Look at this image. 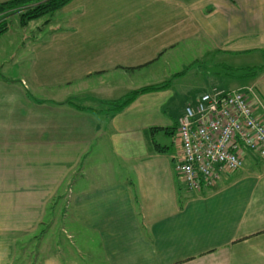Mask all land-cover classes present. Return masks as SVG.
Instances as JSON below:
<instances>
[{
  "label": "crops",
  "instance_id": "crops-1",
  "mask_svg": "<svg viewBox=\"0 0 264 264\" xmlns=\"http://www.w3.org/2000/svg\"><path fill=\"white\" fill-rule=\"evenodd\" d=\"M55 15L21 78L0 76V264H26L29 237V264H264V156L248 150L241 169L189 190L174 84L114 116L106 105L166 81L151 78L178 49L215 66L246 53L263 67L246 85L202 79L195 99L251 87L264 120V0H72ZM193 63L174 78L181 96Z\"/></svg>",
  "mask_w": 264,
  "mask_h": 264
},
{
  "label": "built area",
  "instance_id": "built-area-1",
  "mask_svg": "<svg viewBox=\"0 0 264 264\" xmlns=\"http://www.w3.org/2000/svg\"><path fill=\"white\" fill-rule=\"evenodd\" d=\"M251 87H211L189 103L177 128L175 169L189 190L214 187L243 167L246 151L264 156V120L250 102Z\"/></svg>",
  "mask_w": 264,
  "mask_h": 264
},
{
  "label": "rangeland",
  "instance_id": "rangeland-1",
  "mask_svg": "<svg viewBox=\"0 0 264 264\" xmlns=\"http://www.w3.org/2000/svg\"><path fill=\"white\" fill-rule=\"evenodd\" d=\"M48 16H45L41 19L34 20L30 22V24L24 28L19 25V18L16 13L10 14V19L12 22L11 29L7 31L2 37H0V76H5L10 80L19 79L24 71L29 67V63L32 59L31 53L28 50L29 45L33 39L38 36L46 37L50 34V29L57 22L64 23V18H59L57 21L56 15H53L52 22L47 24L46 26H42L43 21H45ZM42 28V29H39ZM44 29V30H43ZM43 30V31H42ZM174 55L169 59L168 65L163 68L162 74H157L154 76V80H173L172 83L175 86L177 91V96L174 100L175 105L181 103L185 107L192 103L195 98L198 96L199 89L193 88L195 85H200L202 79H207V83H226V85L233 86V84L238 85H246V68L252 65L253 57L247 56L246 53L238 55V56H220V63L226 64L229 66H219L209 65L215 63V61H211L210 59L204 58L203 61L197 60V54L194 50L184 48L182 50H176L170 52L168 56ZM168 61V60H167ZM198 61V62H197ZM193 63L192 65V73L190 78L193 80L190 81L192 87L189 88L190 93L185 96H181V91H179V87L181 84L175 82V79H172V74L175 72H179L188 67V64ZM202 69V71H201ZM201 72V73H199ZM165 73V74H164ZM209 73L214 76L213 80L210 79ZM203 74V75H202ZM208 74V75H206ZM165 75V76H164ZM136 85H144L143 77L139 78L136 81ZM128 84H122V92H125L128 89ZM134 87V86H133ZM181 90V89H180ZM121 92V93H122ZM39 96L44 94H38ZM190 96H193L190 98ZM77 101L82 102L80 98H75ZM184 103V104H183ZM161 143L165 144L161 139L159 140ZM49 219V216H48ZM43 228V226H42ZM34 239L33 237L27 238L24 240L22 245L25 246V250L22 251L19 256L25 257L26 264H29L30 261L34 260L35 248H34Z\"/></svg>",
  "mask_w": 264,
  "mask_h": 264
},
{
  "label": "trees",
  "instance_id": "trees-1",
  "mask_svg": "<svg viewBox=\"0 0 264 264\" xmlns=\"http://www.w3.org/2000/svg\"><path fill=\"white\" fill-rule=\"evenodd\" d=\"M72 0H5L0 2V37H2L7 31L11 29L10 14L16 13L19 18V25L24 28L34 20L41 19L45 16L48 18L43 21L42 26H46L52 22V17L56 12L61 10L65 5L70 3ZM263 69L260 67L246 68V76H255L259 70ZM186 70L176 73L172 79L183 75ZM173 80H166L157 84H149L139 88H136L124 97L111 100L106 103L109 114L114 116L117 113L122 112L130 104H132L140 95L167 89L171 86ZM31 97V95H30ZM79 109H85L84 106H77ZM94 111H96L94 109ZM102 111V110H97ZM156 146L159 145L156 143Z\"/></svg>",
  "mask_w": 264,
  "mask_h": 264
}]
</instances>
